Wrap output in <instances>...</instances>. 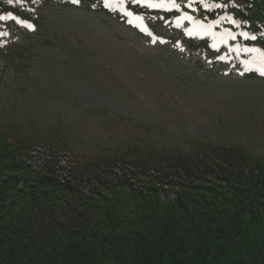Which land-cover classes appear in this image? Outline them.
<instances>
[{
    "label": "trees",
    "instance_id": "16d2710c",
    "mask_svg": "<svg viewBox=\"0 0 264 264\" xmlns=\"http://www.w3.org/2000/svg\"><path fill=\"white\" fill-rule=\"evenodd\" d=\"M52 1L0 0V15L39 29L40 9ZM79 1L125 19L157 11L133 0L107 8ZM175 3L176 14L214 32L238 41L251 33L243 42L260 51L250 59L264 63V0ZM10 21H0V32ZM197 47L206 52L209 40ZM28 51L0 36V104L6 76L25 71ZM195 148L192 159L127 150L90 160L53 134L0 122V264H264V162L239 147Z\"/></svg>",
    "mask_w": 264,
    "mask_h": 264
},
{
    "label": "rangeland",
    "instance_id": "374dc122",
    "mask_svg": "<svg viewBox=\"0 0 264 264\" xmlns=\"http://www.w3.org/2000/svg\"><path fill=\"white\" fill-rule=\"evenodd\" d=\"M115 11L53 0L39 29L11 27L29 57L6 76L0 122L53 134L90 160L127 150L192 159L203 145L264 162V75L245 72V47L220 48L216 35L202 52L198 26L181 17L126 21Z\"/></svg>",
    "mask_w": 264,
    "mask_h": 264
},
{
    "label": "snow or ice",
    "instance_id": "6c2138e0",
    "mask_svg": "<svg viewBox=\"0 0 264 264\" xmlns=\"http://www.w3.org/2000/svg\"><path fill=\"white\" fill-rule=\"evenodd\" d=\"M74 3H78L79 0H73ZM112 2H115V0H112ZM124 2V0H119V3L122 5ZM133 2H136V3H139L141 2V0H133ZM144 2L147 4L148 7H160L162 5L160 4H156V3H152L151 0H144ZM7 3L8 4H18V5H23L24 3V0H7ZM171 3L173 5V7H176L177 9L179 8V5H177L175 3V0H171ZM111 4H110V0H104V7H110ZM216 7H220V5H215ZM204 7H209L207 4L204 5ZM128 15H131V13H127ZM184 19H187L189 21L192 20V17L191 16H188L187 14H185V16L183 17ZM8 19H11V20H14L17 24H20L22 26H25L29 29H32L33 28V25L30 24V23H27L26 21L14 16L13 14L11 13H8L7 15H0V21H5V20H8ZM198 23V22H197ZM179 26V25H178ZM210 27V26H209ZM8 33L7 32H0V36H7ZM188 35H193V33L191 31L188 32ZM231 35V34H229ZM242 35H244L245 37H247V33H242ZM232 39H235V36H232L231 37ZM252 39H255V37H252ZM213 47H215V45H213ZM243 51L245 52H250V51H254V52H259L260 50L259 49H248V48H245L243 49ZM261 56H264V53H261ZM221 59H223V57H221ZM245 70H249L248 67L246 66ZM258 70L261 72L262 75H264V66H261L258 68ZM243 74V73H241Z\"/></svg>",
    "mask_w": 264,
    "mask_h": 264
}]
</instances>
